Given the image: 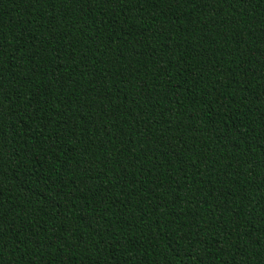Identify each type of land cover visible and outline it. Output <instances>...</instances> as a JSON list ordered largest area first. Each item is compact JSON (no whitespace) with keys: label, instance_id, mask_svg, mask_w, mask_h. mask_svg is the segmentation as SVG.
Masks as SVG:
<instances>
[{"label":"trees","instance_id":"obj_1","mask_svg":"<svg viewBox=\"0 0 264 264\" xmlns=\"http://www.w3.org/2000/svg\"><path fill=\"white\" fill-rule=\"evenodd\" d=\"M0 264H264V0H0Z\"/></svg>","mask_w":264,"mask_h":264}]
</instances>
